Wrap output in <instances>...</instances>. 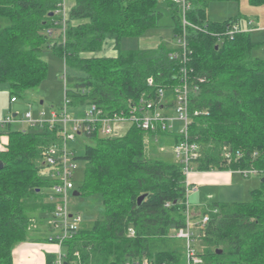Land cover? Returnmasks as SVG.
Segmentation results:
<instances>
[{"label":"trees","instance_id":"16d2710c","mask_svg":"<svg viewBox=\"0 0 264 264\" xmlns=\"http://www.w3.org/2000/svg\"><path fill=\"white\" fill-rule=\"evenodd\" d=\"M73 1L64 21L58 10L63 0H0V82L7 85L10 98L17 100L47 78L48 63L42 58L47 53L74 72L64 74V99L77 114L88 104L106 112L124 111L128 101L136 102L143 92L158 87L167 89L170 98L185 67L190 83L198 86L190 110L208 111L191 114L190 141L200 153L193 166L202 171L264 170V59L252 55L259 44L249 31L225 35L230 23L240 22V14L214 20L208 11L212 2L240 0H189L185 62L171 56L179 51L175 37L182 32L180 8L173 0ZM161 1L173 45L121 49L122 39H139L160 26ZM247 1L264 5V0ZM72 20L83 22L73 25ZM108 39L115 56L87 55L99 52ZM56 129H12L10 123H0V133L7 137L0 150V264H12L14 244L32 239L34 222L52 209L43 194L49 181L39 170L44 149L58 140ZM145 133L132 126L116 138L84 134L91 142L81 157L75 156L85 163L75 188L79 196L99 195L101 208L90 227L81 224L76 236L63 243L67 261L78 251L82 264H120L140 257L184 263V253L168 247L175 241L171 233L185 220L181 164L148 158ZM225 150L231 151L229 159ZM249 195V200L215 202L200 211L210 215L199 243L201 264H264V182ZM129 227L133 236L127 234ZM53 261L54 255L48 254V264Z\"/></svg>","mask_w":264,"mask_h":264},{"label":"built area","instance_id":"2783aa9c","mask_svg":"<svg viewBox=\"0 0 264 264\" xmlns=\"http://www.w3.org/2000/svg\"><path fill=\"white\" fill-rule=\"evenodd\" d=\"M64 1V0H63ZM179 6L181 12L182 32L175 37V43L179 51L171 53L172 57L179 58L185 62L188 46L185 35V27L191 24L186 20V11L190 8L189 0H173ZM59 12L66 20L65 5L62 2ZM253 20H247L245 28L240 22L230 23L225 35L232 37L240 31H250L253 29ZM183 78L181 82L170 90V98L167 96V89L158 87L152 93L143 92L136 102L128 101L126 110L106 112L95 104H88L81 108L80 113H71L67 101L64 99L63 106L59 109L50 108L47 113L39 110L33 114L31 110L26 111L21 118L16 119L13 115H8L1 124L20 122L29 127L49 129L57 128L58 140L48 144L43 151L42 165L46 171L42 175L49 181V193L47 200L52 204V209L48 212L47 226L52 232L48 235L47 241L54 245L53 264H82L79 261V253L75 251V257L67 261V254L63 250V243L74 238L83 222V217L79 212H73L69 207V196L76 190L73 181L74 173L77 169L75 152L69 146V142L74 140L77 135H84L96 132L104 137L116 138L124 135L120 126L128 130L132 126H137L147 133L157 135L158 132H168L171 128L170 121L176 120L180 126L175 133L178 140L173 145V152L176 161L181 164L182 174L184 175L185 198H184V225L174 230L171 237L182 239L184 242L185 260L182 264H201L202 258L198 249L192 244L200 241L207 222L210 219L208 213L197 211L189 202V197L197 191V184L191 180V176L202 170L193 166L200 153L197 143L190 141L189 125L191 114H208L207 110H190L191 96L198 92V86L190 83L185 67L181 68ZM199 81H202L200 79ZM152 80H148V85L152 86ZM16 99L10 98L11 102ZM127 132V131H126ZM224 156L229 159L231 151L225 150ZM240 157V152H237ZM235 172L243 177L263 176L264 170L249 168L237 169ZM169 205V203H166ZM212 212H216L213 209ZM127 234L134 235L133 228L129 227ZM120 264H175L170 262L157 263L147 257L126 259Z\"/></svg>","mask_w":264,"mask_h":264},{"label":"rangeland","instance_id":"374dc122","mask_svg":"<svg viewBox=\"0 0 264 264\" xmlns=\"http://www.w3.org/2000/svg\"><path fill=\"white\" fill-rule=\"evenodd\" d=\"M159 10L163 13L160 19V26L157 29L149 30L146 32V35H152L153 37H159L161 42L166 43L167 45H172L174 42V37L170 28V19L167 14L166 7L161 1L159 3ZM241 16V26L245 28V20H255L253 29H251L250 35L253 41L259 44V47L254 49L252 55L261 59H264V5L252 6L248 3L247 0H240V4L236 2H223L222 4L215 3L211 4L209 8V16L214 20H223L231 16L238 14ZM140 45L139 39L136 38H124L120 42L121 49H131L137 48ZM97 54V53H94ZM42 58L48 63V75L47 78L40 84L39 87L34 89L27 90L22 96L17 97V101L14 103L10 102L9 89L6 84L0 82V106L2 110L0 112V122H2L8 114H17L16 119L21 118V116L28 110H31L33 114H36L39 110H45L46 113L49 108H59L64 103V74H71V70L67 69L64 65L63 60L54 55L53 53L43 54ZM40 101L42 103L40 104ZM10 109V113L8 112ZM10 114V115H11ZM171 128L169 129L171 133H174L176 128L180 126V123L176 120L170 121ZM12 129H24L28 130L29 127L25 123L17 122L10 123ZM3 127V125H2ZM4 137L3 133H0V142L1 138ZM149 133L144 135V144H145V155L148 158L155 159L156 156L155 147L162 146L163 151L170 155L159 156L157 158H162L166 161H175L176 156L173 155V139L167 144L162 143L160 134L155 136L154 142H149ZM91 141L86 138L84 135H77L76 138L69 142V146L74 149L75 156L81 157L84 154L85 144L90 143ZM3 144V143H2ZM3 148V145L0 144V148ZM170 150V152H169ZM77 169L74 173L73 181L75 187L80 184L84 176L85 163L82 159L76 158ZM41 165V162H40ZM40 167V166H39ZM40 174L45 173L44 168H40ZM239 180L235 185L231 187H215L210 188L211 186L201 187L199 190L195 191L189 197V202L193 206L198 204L197 199L199 196L210 192L211 195L215 194L218 197L215 199V202H222L225 199L231 201H244L249 200V190H248V181L251 180L250 177H241L236 175ZM257 183V181L255 182ZM254 183V184H255ZM253 186V185H252ZM213 192V194H212ZM49 193V189H43V194L46 195ZM199 195V196H198ZM198 196V197H197ZM46 200V198H45ZM222 200V201H219ZM69 207L73 212H79L83 216L82 225L85 227H90L93 220L98 217L100 208H101V199L99 195H70L69 196ZM40 220V221H39ZM39 220L35 221L33 226L35 231L33 235H39V239L43 240L44 237L52 234L50 229L46 226L48 221V213L40 214ZM172 234V233H171ZM175 241L171 242L168 247L179 248L184 253V242L182 239L174 238ZM46 242H48L46 240ZM49 243V242H48ZM200 241H195L192 244L201 251V246H199ZM205 245V244H204Z\"/></svg>","mask_w":264,"mask_h":264},{"label":"crops","instance_id":"0c3cea01","mask_svg":"<svg viewBox=\"0 0 264 264\" xmlns=\"http://www.w3.org/2000/svg\"><path fill=\"white\" fill-rule=\"evenodd\" d=\"M63 3L65 5V10H66V14H67L66 19H67L68 18V12H69L70 8L73 6L74 1L73 0H64ZM215 3L222 4L223 2H212L211 4H215ZM211 4L209 5V8L211 7ZM239 4H240V1H239ZM208 11H209V9H208ZM237 13L239 14V12H237ZM241 19H240V22H241ZM247 20H248V18H246L245 23ZM253 21H254L253 22V26H254L255 20H253ZM81 22H83V21L82 20H72L71 21V23L73 25H76V24L81 23ZM245 27H246V25H245ZM160 40L161 39L159 37L156 38V37H153L152 35H144V36L139 38V41H140L139 48L156 47L161 42ZM87 55L115 56L116 50L114 49L113 40L108 39L104 43L102 49L99 52H97V54L89 53ZM16 101L17 100H15L14 102H16ZM14 102H11V103H14ZM1 110H2V107L0 106V112H1ZM8 110H9L8 112L10 113L11 112L10 109H8ZM11 115H13L14 117L17 116V114H15V113H13ZM14 123H16V122H14ZM119 130H123L124 134L127 131L126 127H124V126H120ZM175 134H176L175 132L171 133L170 131L164 132L163 134H160L162 143L168 144L172 139L174 141ZM157 135H159V134H157ZM154 138H155V135L149 133V137H148L149 142H154ZM1 141L2 142H0V144L3 145V148H4V145L7 142V137L5 134H4V137L1 138ZM173 143H175V142H173ZM3 148L1 147L0 150ZM162 148H163L162 146L154 148L155 152H153V153L155 154L156 158L159 156L162 157V156L170 155V153L168 154V152L166 153L165 151H163ZM145 152H146V149H145V144H144V154H145ZM169 152H170V150H169ZM173 155H174V152H173ZM161 157L157 158V159L164 160V159H162L163 157L162 158ZM164 161H166V160H164ZM167 162H175V161L170 160ZM236 175H239L243 178V176L241 174H239L235 171L213 169V170H205V171L196 172L191 176V180L197 184V187H198L197 190H199V188H201V187H207V186H211L210 188H215V187L216 188L217 187H227L228 188V187H231L232 185H235L239 181L237 179ZM263 178H264V175L263 176H251L250 177L251 180L248 181L249 192H250V190L259 187L261 185V183L264 182L262 180ZM256 181H257V183H255ZM206 192L207 193L203 194L202 196L198 195L199 198L197 199V201H199V203L194 205V207L197 211L198 210L201 211L203 208L207 207L208 204L215 203L216 198L218 201V197L215 194H213V192H212L213 195H211V193L208 191H206ZM219 201H222V200H219ZM226 201H231V200L225 199L222 202H226ZM45 227H47V223H46ZM38 236L39 235H33L32 236L33 238L30 240L21 241V242L14 244V246L12 248V264H48L47 255L53 254L56 247L54 245H52L51 243L46 242L45 237L43 240H40Z\"/></svg>","mask_w":264,"mask_h":264},{"label":"water","instance_id":"95a60500","mask_svg":"<svg viewBox=\"0 0 264 264\" xmlns=\"http://www.w3.org/2000/svg\"><path fill=\"white\" fill-rule=\"evenodd\" d=\"M42 103V101H40V104ZM3 168V162L0 160V170ZM264 181V178L262 179ZM73 195H79V191L75 190L73 191L72 193ZM145 197V194L143 195H140L138 198H137V203L139 204ZM217 252H221V249H217L216 250Z\"/></svg>","mask_w":264,"mask_h":264},{"label":"bare ground","instance_id":"6f19581e","mask_svg":"<svg viewBox=\"0 0 264 264\" xmlns=\"http://www.w3.org/2000/svg\"><path fill=\"white\" fill-rule=\"evenodd\" d=\"M99 135V134H98ZM125 135V134H124ZM100 136V135H99Z\"/></svg>","mask_w":264,"mask_h":264}]
</instances>
